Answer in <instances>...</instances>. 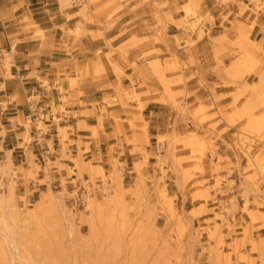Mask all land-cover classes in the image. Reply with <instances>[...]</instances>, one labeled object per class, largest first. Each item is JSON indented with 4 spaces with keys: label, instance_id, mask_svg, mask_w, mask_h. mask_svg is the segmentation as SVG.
<instances>
[{
    "label": "rangeland",
    "instance_id": "rangeland-1",
    "mask_svg": "<svg viewBox=\"0 0 264 264\" xmlns=\"http://www.w3.org/2000/svg\"><path fill=\"white\" fill-rule=\"evenodd\" d=\"M102 1L82 3L79 15L84 23L107 29L119 20L121 0ZM73 2L79 4L62 0L60 6ZM89 5L95 10L91 12ZM174 10H182L183 16L176 14L178 20L172 21L170 15L154 13L152 37H132L111 48L106 57L116 52L125 58L128 50L143 42H162L160 28L168 23L195 31L203 21L194 0L180 8L175 4ZM75 33L83 34L80 24ZM158 55L152 48L141 51L151 77L141 75L138 87L155 81L161 90L159 101L172 108V112L159 110L162 116L167 114L168 123L154 139L153 173L146 172L147 137L136 139V134L125 138L143 160L133 165V173L116 159L103 169L78 152L67 157L74 169L59 166L69 178L43 190L26 184L34 181L40 165L45 170L52 165L44 158L49 157L47 152L37 157L27 153V171L0 168V264H264V55L240 54L225 70L237 89L228 106L215 105L221 96H214L210 105L199 98L187 104L182 64L173 55L161 62ZM249 74L255 75L250 86L243 80ZM133 87L131 81L129 89H119L118 98L106 96L102 105H136L140 113L143 104ZM240 98L243 102L238 104ZM62 111V107L56 110ZM115 122L121 123L118 118ZM21 124L26 128L24 143H32L31 124ZM129 126L132 133L138 130L132 121ZM46 130L37 125L40 139ZM68 130L58 128L62 151L67 150ZM48 147L53 155L52 144ZM18 174L24 185L17 183Z\"/></svg>",
    "mask_w": 264,
    "mask_h": 264
},
{
    "label": "crops",
    "instance_id": "crops-1",
    "mask_svg": "<svg viewBox=\"0 0 264 264\" xmlns=\"http://www.w3.org/2000/svg\"><path fill=\"white\" fill-rule=\"evenodd\" d=\"M60 1L0 0V168L11 173L19 167L27 171V153L37 157L47 152L49 157L44 158H49L52 165L47 170L40 165L34 181H27L30 189L47 190L62 178H69L59 166L73 168L67 157L74 158L78 152L95 166L110 168L116 159L133 173V165L143 161L139 152H133V145L126 143L125 138L131 139L134 134L136 139L147 137L143 146L148 156L146 172L153 173L157 153L154 139L164 133L168 123L167 114L162 116L159 110L172 112V108L159 101L161 90L155 81L138 88L141 75L151 77L140 56L143 49L159 51L161 62L174 56L182 64V90L188 94L184 99L187 104L199 98L210 105L214 96H221L217 106H228L237 90L225 72L236 57L264 55V0H194L203 17L198 29L184 31L168 23L160 28L162 42H143L128 50L125 58L113 52L110 59L106 54L111 48H118L132 37L150 38L155 34L154 13L170 15L176 21V14L183 16V12L176 13L175 4L180 8L188 0H150L148 5L142 4L144 0H121L119 20L107 29L80 18L82 3L91 0H78L79 4L73 2L67 7H61ZM95 8L89 5L91 12ZM78 24L83 34L77 37ZM131 64L138 69L135 71ZM254 76L249 74L243 80L250 86ZM131 81L143 104L140 113L136 105L130 106L135 110L118 103L102 105L106 96L118 98L119 89H129ZM32 97L37 100L31 101ZM242 102L240 98L238 104ZM60 107L63 111L56 112ZM133 117H140L142 122ZM115 118L121 123L117 124ZM27 121L33 139L30 144L23 141L26 128L21 123ZM129 121L138 129L135 133ZM39 123L47 129L42 139L37 132ZM58 128H70L64 141L66 151H62ZM48 143L52 144L53 155ZM17 176V183L24 185L21 175ZM70 178L73 180V176Z\"/></svg>",
    "mask_w": 264,
    "mask_h": 264
},
{
    "label": "bare ground",
    "instance_id": "bare-ground-1",
    "mask_svg": "<svg viewBox=\"0 0 264 264\" xmlns=\"http://www.w3.org/2000/svg\"><path fill=\"white\" fill-rule=\"evenodd\" d=\"M60 117H61V116H60ZM65 117H66V116H65ZM59 120H60V119H59ZM61 120H62V119H61ZM65 120H66V119H65ZM98 173L103 175V171H102V169H99V170H98ZM102 186H103V185H102ZM106 186H107V185H106ZM103 188H104V187H103ZM108 188H109V187H108ZM108 188H106V189H108ZM101 190H102V189H101ZM104 191H105V190H104ZM108 191H109V190H108ZM104 194H105V192H104ZM114 198L117 199V194L114 195Z\"/></svg>",
    "mask_w": 264,
    "mask_h": 264
}]
</instances>
